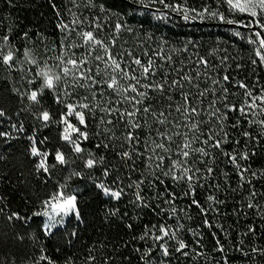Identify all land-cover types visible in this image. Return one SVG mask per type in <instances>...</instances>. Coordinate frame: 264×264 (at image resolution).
<instances>
[{
  "label": "snow or ice",
  "instance_id": "obj_1",
  "mask_svg": "<svg viewBox=\"0 0 264 264\" xmlns=\"http://www.w3.org/2000/svg\"><path fill=\"white\" fill-rule=\"evenodd\" d=\"M67 2L72 7L66 16L63 5L50 0L59 37L45 47L43 59L32 48L17 47L7 27L0 32V66L24 72L21 79L34 85L13 88L29 102L23 111L36 106L42 127L60 129L62 144L52 150L40 147L47 137H27L33 174L46 183L76 160L83 168L57 181L30 216L6 212L0 196V216L13 226L45 217L43 233L51 235L66 218L81 219L79 197L68 191V181L99 171L95 188L137 210L135 217L119 207L105 215L134 221L124 225L131 240L109 251L104 242L93 243L79 260L69 256L64 264H116L118 257L127 264H233L234 253L243 264H264V167H253L264 157V0H128L139 15L164 25L227 26L231 46L243 41L246 59L224 47L201 54L193 39L176 47L164 36L141 38L97 0ZM6 3L13 6V0ZM124 34L134 36L132 45L121 42ZM23 39H30L27 32ZM46 94L55 112L43 107ZM24 131L22 123L11 124L0 130V140L9 144ZM149 214L154 220L144 222ZM121 248L131 251L122 255ZM32 264L57 261L41 247Z\"/></svg>",
  "mask_w": 264,
  "mask_h": 264
},
{
  "label": "trees",
  "instance_id": "obj_2",
  "mask_svg": "<svg viewBox=\"0 0 264 264\" xmlns=\"http://www.w3.org/2000/svg\"><path fill=\"white\" fill-rule=\"evenodd\" d=\"M55 2L63 5L62 11L66 16L70 15L67 9L72 6L67 0H55ZM97 2L104 4L113 13H120L121 18L126 20L130 27L136 29L135 35L141 38L147 34H152L156 38L164 36L176 47H182L181 42L193 39L199 42L201 54H206L215 47H224L234 56L238 55L245 59L248 56L243 41H240L236 47L231 46L233 38L227 26L217 25L212 21L204 24H185L179 21L174 26L164 25L147 13L143 16L139 15L128 0H97ZM84 14L90 13L85 11ZM0 21H2L0 32L11 27V35L16 46L32 48L34 54L41 59L44 58L45 47L52 46L59 37L56 13L51 7L50 0H13V6H8L6 0H0ZM25 32L30 37L27 41L23 39ZM41 35L47 39L41 40ZM134 39V36L124 34L121 42L126 40L128 45H132ZM24 67L27 69L30 66L25 64ZM24 75V72L9 73L0 66V108L6 112V117L0 118V130H9L11 124L20 123L25 129L23 133L18 134V139L12 140L9 144L0 140V155L5 157L0 161V196L5 197L6 212L18 211L22 215L30 216L40 201L55 191L57 181L63 182L62 177H67L72 169L81 171L83 165L82 161L76 160L68 169L56 171L46 183L45 177L33 174L35 158L28 153L30 141L27 137L36 135L38 140L47 137L46 144L40 145L42 150L60 147L62 142L59 140L60 129L57 125L52 124L45 128L36 119L33 113L40 109L33 106L28 111H23L28 107L29 102L17 95L13 88L24 91L26 88L34 87L21 79ZM43 107L55 112L57 106L46 94ZM64 150L66 155L72 158V154L66 148ZM253 167H264V157H257ZM99 176V171H94L91 177L87 175L85 179L73 177L68 181V191H76L79 197L81 219L66 218L65 224L54 229L51 235L43 233L45 217H33L26 224L16 222V226H13L0 216V264H32V261L40 255L41 247L57 261V264H64L65 258L69 256L79 260L93 243L104 242L108 245L105 251H109L114 246H119L122 241L131 240V233L124 225L134 221L128 219L121 221L116 217L105 220V215L107 210L119 207L121 212L127 211L129 216L135 217L137 210L126 201L117 203L104 197L93 183ZM143 220L152 221L154 217L149 214ZM228 223H231V220ZM72 232H76L77 235L73 237ZM20 236L23 239H19ZM205 243L208 247L212 246L211 236H206ZM130 251V249H120L122 255H128ZM131 255L137 256L134 252ZM233 256V264H243L238 254L234 253ZM116 264H127V262L118 257ZM131 264H142V262L132 259Z\"/></svg>",
  "mask_w": 264,
  "mask_h": 264
},
{
  "label": "rangeland",
  "instance_id": "obj_3",
  "mask_svg": "<svg viewBox=\"0 0 264 264\" xmlns=\"http://www.w3.org/2000/svg\"><path fill=\"white\" fill-rule=\"evenodd\" d=\"M234 179V178H233ZM193 215H194V219H193V221H191L190 223H191V225L193 226V227H196L198 224H199V216L198 215H196V211L195 210H193Z\"/></svg>",
  "mask_w": 264,
  "mask_h": 264
}]
</instances>
